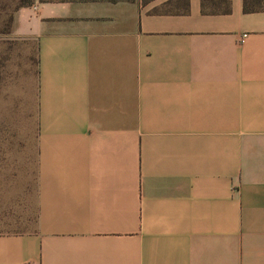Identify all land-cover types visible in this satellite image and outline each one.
<instances>
[{"label": "crops", "instance_id": "0c3cea01", "mask_svg": "<svg viewBox=\"0 0 264 264\" xmlns=\"http://www.w3.org/2000/svg\"><path fill=\"white\" fill-rule=\"evenodd\" d=\"M263 2L16 9L34 83L0 141V264H264Z\"/></svg>", "mask_w": 264, "mask_h": 264}, {"label": "rangeland", "instance_id": "374dc122", "mask_svg": "<svg viewBox=\"0 0 264 264\" xmlns=\"http://www.w3.org/2000/svg\"><path fill=\"white\" fill-rule=\"evenodd\" d=\"M31 1L0 0V141L26 140L34 55L28 53L26 40L14 33L13 14Z\"/></svg>", "mask_w": 264, "mask_h": 264}, {"label": "trees", "instance_id": "16d2710c", "mask_svg": "<svg viewBox=\"0 0 264 264\" xmlns=\"http://www.w3.org/2000/svg\"><path fill=\"white\" fill-rule=\"evenodd\" d=\"M244 10H251L253 7L250 3H248V0H244Z\"/></svg>", "mask_w": 264, "mask_h": 264}]
</instances>
